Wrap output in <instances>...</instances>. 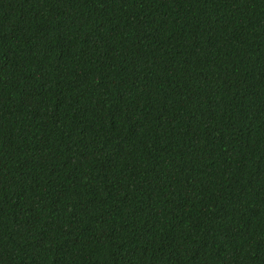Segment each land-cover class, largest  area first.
<instances>
[{"label": "trees", "instance_id": "trees-1", "mask_svg": "<svg viewBox=\"0 0 264 264\" xmlns=\"http://www.w3.org/2000/svg\"><path fill=\"white\" fill-rule=\"evenodd\" d=\"M0 264H264V0H0Z\"/></svg>", "mask_w": 264, "mask_h": 264}]
</instances>
